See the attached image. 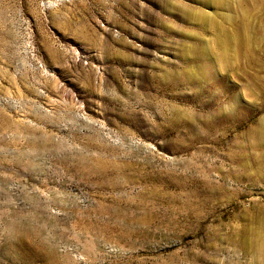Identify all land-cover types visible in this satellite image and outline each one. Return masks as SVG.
Returning a JSON list of instances; mask_svg holds the SVG:
<instances>
[{
  "label": "rangeland",
  "instance_id": "rangeland-1",
  "mask_svg": "<svg viewBox=\"0 0 264 264\" xmlns=\"http://www.w3.org/2000/svg\"><path fill=\"white\" fill-rule=\"evenodd\" d=\"M0 264H264V0H0Z\"/></svg>",
  "mask_w": 264,
  "mask_h": 264
},
{
  "label": "bare ground",
  "instance_id": "bare-ground-1",
  "mask_svg": "<svg viewBox=\"0 0 264 264\" xmlns=\"http://www.w3.org/2000/svg\"><path fill=\"white\" fill-rule=\"evenodd\" d=\"M207 186V185H206ZM188 203V202H187ZM195 203V202H194ZM191 204V203H190ZM193 205V204H192ZM197 206V205H196ZM200 206V205H199ZM193 207H195V206H193ZM195 211H197V210H195Z\"/></svg>",
  "mask_w": 264,
  "mask_h": 264
}]
</instances>
